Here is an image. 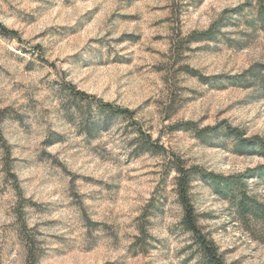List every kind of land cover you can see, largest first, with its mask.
<instances>
[{
	"label": "clouds",
	"instance_id": "obj_1",
	"mask_svg": "<svg viewBox=\"0 0 264 264\" xmlns=\"http://www.w3.org/2000/svg\"><path fill=\"white\" fill-rule=\"evenodd\" d=\"M184 2L163 0L170 8ZM48 3L35 0L30 25L5 21L15 35L0 32V264H53L56 251L66 254L65 264L89 256L95 264H213L200 242L207 230L185 223L193 187L206 194L198 214L233 224L228 242L215 237L221 250L242 245L237 256L245 254L246 264H264V158L234 155L244 151L242 126L209 119L204 108L217 95L212 80L241 71L235 61L181 53L174 64L168 49L164 61L145 59L123 38L164 16L176 19L150 11L135 25H101L63 53L66 41L60 22L46 15ZM228 7L235 11L225 23L233 26H216L221 43L264 38V0H231ZM2 12L15 15L7 4ZM169 27L156 31L174 42L185 35ZM153 64L163 70L153 74ZM182 66L201 75L178 71ZM194 95L202 97L199 105L185 106ZM174 108L182 110L166 121ZM176 121L180 133L167 126ZM218 184L226 190L212 195ZM33 202L48 215H36ZM44 220L55 226H40Z\"/></svg>",
	"mask_w": 264,
	"mask_h": 264
},
{
	"label": "rangeland",
	"instance_id": "obj_2",
	"mask_svg": "<svg viewBox=\"0 0 264 264\" xmlns=\"http://www.w3.org/2000/svg\"><path fill=\"white\" fill-rule=\"evenodd\" d=\"M34 2L35 0H0V32L16 34V29H9L5 21L26 25L34 22V17L30 15V8ZM230 2L231 0H185L182 5L174 3L170 8L168 5L163 4V0L160 4H156L154 0H49L46 15L50 14L49 18L51 20L60 22L58 27L62 30L63 39L66 41L62 51L63 53H71L74 45L91 40L92 33L101 25L113 20H118L121 24L135 25L140 23L143 20V15L148 14L149 11L155 13L171 12L176 16L175 20H172L171 15L164 16L146 26L141 34L131 39L124 37L123 40L132 44L136 48L137 54L142 51L144 58L149 61L153 57L164 61L166 53L162 52L163 49L176 53L174 64L180 59L181 53L190 58H206L219 63H223L225 60H234L235 67L240 68L241 71L234 70L232 75L222 73L219 77L214 78L212 85L217 95L214 99L204 100V108L209 119L219 118L217 122L220 124H228L229 120L233 123L239 122L237 127L240 129L242 126L245 136L259 135L264 139V94L254 85L240 86L231 79L232 76L244 72L253 65L264 62V38L253 37L247 44H235L231 41L221 43L217 39L216 27V36L213 39L196 40L192 36L193 32L205 31L214 23L217 25L223 24L225 27L233 26L225 23L230 13L234 12V9L228 7ZM17 3L20 5L19 8L16 7ZM6 4L9 12H14L15 15H3L2 9ZM137 4L145 5L143 12L134 10ZM206 23L208 24L207 29L204 27ZM165 24L171 25L168 29L169 32L175 29L176 36H180L182 33L185 35L174 42L171 38L165 37L161 32L156 31V29H163ZM1 26L10 31L2 30ZM148 33H151V35H148ZM42 35H44L43 32L37 33L34 38ZM144 40L147 41V44L141 49L138 45ZM23 51L27 53L29 50L24 49ZM122 63L131 64L132 59H127ZM245 65L247 66L245 67ZM153 68L155 69L153 74H155L163 70V64H153ZM181 70L189 75H201L200 73H193L192 69L187 66L178 69V71ZM103 84L104 77H98L97 86L102 87ZM201 99L202 97L195 95L186 97L184 104L185 106L192 103L199 105ZM181 110L182 108H174L171 116H166V121L171 119L172 116H178ZM181 123V121H176L167 126L172 131L180 133L183 131L180 127ZM202 146L209 149L217 147L214 145ZM242 152L234 153V155L261 156L264 158V156L253 151L251 146L244 147ZM88 179V177H85V180ZM205 195V193L193 187L191 199L195 208L205 198ZM212 195L220 196L216 191H213ZM33 208L36 215H48L47 208L43 204L33 202ZM198 215L200 225L207 230V235L212 238L215 244L216 236H220L224 242H228L235 231L231 221L214 213H199ZM39 224L44 227L55 226V222L51 220L39 221ZM217 247L226 264H246L247 256L245 254L241 253L237 256L242 245L232 244L223 247L222 250L221 246L217 245ZM64 255L66 254L62 251H56L50 259L53 264H65L62 259ZM230 257L234 258L230 259ZM135 258V255H133L132 259ZM71 264H95V261L89 256L87 261L74 259Z\"/></svg>",
	"mask_w": 264,
	"mask_h": 264
},
{
	"label": "trees",
	"instance_id": "obj_3",
	"mask_svg": "<svg viewBox=\"0 0 264 264\" xmlns=\"http://www.w3.org/2000/svg\"><path fill=\"white\" fill-rule=\"evenodd\" d=\"M235 11V9L233 10ZM217 24H212L207 30L201 31V32H193L192 36L195 37L194 39L196 40H203V39H213L216 36L215 32V27ZM2 30L10 31L7 30L5 27L1 26ZM14 32L13 30H11ZM261 73H264V62L263 63H258L253 65L252 67L246 69L244 72L232 76L231 79L233 80L234 83L240 86H251L254 85L260 89V91L264 94V75ZM239 129V128H238ZM243 133V145L244 147L246 146H251L253 147V151L256 153H259L260 155L264 156L262 154L261 150H264V139L260 137L259 135H253L251 137L245 136L244 132ZM160 148H164V146L161 144ZM243 153V152H240ZM260 166H258L259 170ZM261 175H264V170H261ZM181 184L185 183L184 180L180 181ZM227 186H221L217 185V190H215L217 193L221 195L222 192L226 190ZM185 223L191 227V228H196L197 224L199 223V215L196 212V208L193 204L192 199H185ZM202 227V226H201ZM199 231V229H197ZM207 237H209L207 235ZM204 235H201L200 237V242L202 245H204L210 252V254L213 256V264H226L222 254L219 252V249L215 242L211 239H209Z\"/></svg>",
	"mask_w": 264,
	"mask_h": 264
}]
</instances>
